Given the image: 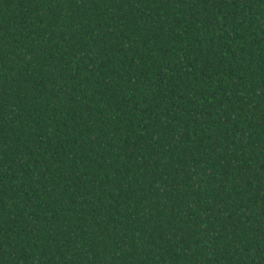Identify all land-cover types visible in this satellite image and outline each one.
<instances>
[{
	"label": "trees",
	"instance_id": "16d2710c",
	"mask_svg": "<svg viewBox=\"0 0 264 264\" xmlns=\"http://www.w3.org/2000/svg\"><path fill=\"white\" fill-rule=\"evenodd\" d=\"M0 264H264V0H0Z\"/></svg>",
	"mask_w": 264,
	"mask_h": 264
}]
</instances>
